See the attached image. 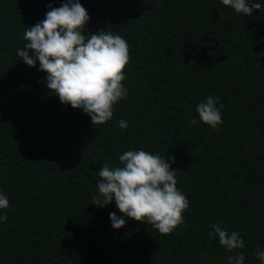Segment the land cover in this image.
I'll use <instances>...</instances> for the list:
<instances>
[{"label":"trees","instance_id":"obj_1","mask_svg":"<svg viewBox=\"0 0 264 264\" xmlns=\"http://www.w3.org/2000/svg\"><path fill=\"white\" fill-rule=\"evenodd\" d=\"M65 2L0 0V193L9 200L0 264H229L238 255L261 264L264 0L251 16L221 0H79L90 17L83 35L106 30L129 45L127 93L102 125L50 92L39 61L17 55L26 28ZM208 96L223 105L217 129L196 112ZM133 150L174 158L189 207L169 235L114 201L93 204L99 170ZM113 212L125 226H111ZM217 223L245 246L229 251L210 237Z\"/></svg>","mask_w":264,"mask_h":264},{"label":"clouds","instance_id":"obj_2","mask_svg":"<svg viewBox=\"0 0 264 264\" xmlns=\"http://www.w3.org/2000/svg\"><path fill=\"white\" fill-rule=\"evenodd\" d=\"M236 13L251 16L254 10H262L255 0H221ZM35 26L26 28L23 49L17 55L29 67L39 61V70L47 75L46 87L55 93L62 104L82 109L90 116L92 125H102L113 116L114 105L125 98L127 89L122 81L129 62V45L120 35L101 30L88 36L82 33L90 17L79 0H66L58 8H52ZM218 98L208 96L201 101L196 112L199 121L217 129L223 123ZM195 126L196 119L188 122ZM127 122L119 121L120 129ZM172 157H161L144 150L126 151L119 157L122 166L105 164L99 170L98 196L93 204L103 207L115 202L123 216L137 222L150 224L161 235L171 234L184 223L183 213L189 201L176 187V170L170 169ZM9 207L6 195L0 193V209ZM7 219L0 216V223ZM109 219L114 229L125 226L126 221L116 213ZM209 236L218 237L219 244L227 250L241 249L245 241L238 232L230 234L219 223L211 225ZM264 264V251L255 253ZM244 256L229 257V264H243Z\"/></svg>","mask_w":264,"mask_h":264}]
</instances>
